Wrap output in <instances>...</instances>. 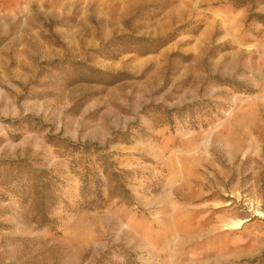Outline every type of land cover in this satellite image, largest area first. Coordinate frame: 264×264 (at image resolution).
Returning a JSON list of instances; mask_svg holds the SVG:
<instances>
[{
	"label": "rangeland",
	"instance_id": "374dc122",
	"mask_svg": "<svg viewBox=\"0 0 264 264\" xmlns=\"http://www.w3.org/2000/svg\"><path fill=\"white\" fill-rule=\"evenodd\" d=\"M0 264H264V0H0Z\"/></svg>",
	"mask_w": 264,
	"mask_h": 264
},
{
	"label": "trees",
	"instance_id": "16d2710c",
	"mask_svg": "<svg viewBox=\"0 0 264 264\" xmlns=\"http://www.w3.org/2000/svg\"><path fill=\"white\" fill-rule=\"evenodd\" d=\"M114 141L116 140H112ZM49 144L60 156L70 158V172L80 181L79 196L82 208L102 209L112 201L132 204L126 181L129 172L118 167L112 160L114 155L106 153L107 147L90 142L73 143L61 137H50ZM50 178L51 176L48 181Z\"/></svg>",
	"mask_w": 264,
	"mask_h": 264
},
{
	"label": "bare ground",
	"instance_id": "6f19581e",
	"mask_svg": "<svg viewBox=\"0 0 264 264\" xmlns=\"http://www.w3.org/2000/svg\"><path fill=\"white\" fill-rule=\"evenodd\" d=\"M245 223V222H244ZM241 228V224L240 223H235L231 226V230H238Z\"/></svg>",
	"mask_w": 264,
	"mask_h": 264
}]
</instances>
